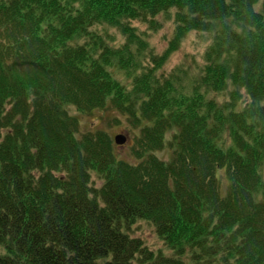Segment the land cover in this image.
Returning a JSON list of instances; mask_svg holds the SVG:
<instances>
[{
    "label": "trees",
    "instance_id": "obj_1",
    "mask_svg": "<svg viewBox=\"0 0 264 264\" xmlns=\"http://www.w3.org/2000/svg\"><path fill=\"white\" fill-rule=\"evenodd\" d=\"M259 1L0 0V264H264ZM172 10L158 54L132 21L156 30ZM212 29L196 79L158 75L189 31ZM228 80L221 104L211 93ZM108 108L138 130L134 161L105 129L82 130L81 115ZM139 219L173 254L131 235Z\"/></svg>",
    "mask_w": 264,
    "mask_h": 264
},
{
    "label": "rangeland",
    "instance_id": "obj_2",
    "mask_svg": "<svg viewBox=\"0 0 264 264\" xmlns=\"http://www.w3.org/2000/svg\"><path fill=\"white\" fill-rule=\"evenodd\" d=\"M231 1V0H227ZM255 9L258 12H264V2L260 0L255 4ZM159 23L161 24L158 29H150L149 24L142 22L140 20H133L132 25L137 27L139 34L147 39L149 46L153 47L156 53L161 54L168 47L169 40L172 38L175 30V10H172L171 13H162L157 16ZM99 31L108 40H112L116 45L124 43L125 36L116 29L109 27L108 25L99 26ZM216 30H207V31H195L191 30L182 40L180 46L177 50L172 52L168 59L163 63L161 68L158 70V75L167 76L169 75L176 67H184L188 70V79H196L199 75L200 69L203 68L205 63V52L208 47L214 42ZM151 65H153L151 63ZM183 65V66H182ZM123 77V76H122ZM236 90L232 84V81L228 80V89L223 92H213L211 96L217 98L219 103H224L225 101H230L231 91ZM240 97L237 101L239 104H248L251 103V96L247 93L245 88L239 90ZM244 104V105H245ZM71 113L79 114L75 107H71ZM82 121V130L87 131L89 129H105L108 133L114 138V142L117 145V151L121 157L128 159L129 161H134L132 151L130 146L134 141V131L138 130L133 129V126L129 123L128 118L122 113L108 108L104 110H96L91 115H81ZM128 134V141L124 145L116 143L115 136L117 134ZM168 138L170 135L168 134ZM157 156L163 160H169L172 155V150L167 147L156 152ZM225 169H218V174H224ZM225 178V176H224ZM92 184L95 187H99L102 184V180L95 174L92 176ZM224 187H226V180L223 181ZM130 233L132 236L141 238L145 245H147L154 252H162L166 255L173 254V250L162 240L155 227L148 222L147 220L139 219L134 224H132ZM187 261L189 257L185 255Z\"/></svg>",
    "mask_w": 264,
    "mask_h": 264
},
{
    "label": "water",
    "instance_id": "obj_3",
    "mask_svg": "<svg viewBox=\"0 0 264 264\" xmlns=\"http://www.w3.org/2000/svg\"><path fill=\"white\" fill-rule=\"evenodd\" d=\"M115 139H116V143L124 144L127 142L128 137L126 134H118L115 136Z\"/></svg>",
    "mask_w": 264,
    "mask_h": 264
}]
</instances>
